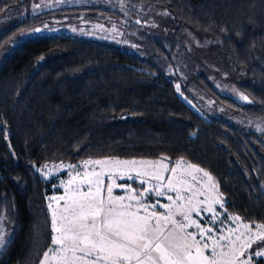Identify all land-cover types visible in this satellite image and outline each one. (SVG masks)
Returning a JSON list of instances; mask_svg holds the SVG:
<instances>
[{
	"label": "trees",
	"instance_id": "16d2710c",
	"mask_svg": "<svg viewBox=\"0 0 264 264\" xmlns=\"http://www.w3.org/2000/svg\"><path fill=\"white\" fill-rule=\"evenodd\" d=\"M35 1L0 0V17L23 13L0 33V53L18 40L0 59V264H40L52 246L48 198L61 193L59 178L37 172L50 162L182 159L213 177L228 215L264 224V0H97L50 11ZM155 11L173 32L145 29ZM106 16L123 23L130 47L49 31ZM183 29L210 42L247 103L194 72ZM191 89L223 114L202 110Z\"/></svg>",
	"mask_w": 264,
	"mask_h": 264
},
{
	"label": "snow or ice",
	"instance_id": "6c2138e0",
	"mask_svg": "<svg viewBox=\"0 0 264 264\" xmlns=\"http://www.w3.org/2000/svg\"><path fill=\"white\" fill-rule=\"evenodd\" d=\"M176 87L179 91V85ZM168 159L87 160L81 165L82 175L69 173L72 178L67 184L62 181L65 194L52 198L57 202L56 209L53 210L52 203L48 205L54 247L44 252L40 264H237L253 242L264 240V224H257L253 231L249 224L241 222L228 230V236H207L211 248L206 255L205 250L210 246L205 238L213 230L201 227L193 219V213L199 217L202 211L208 212L215 220L218 213L213 205L223 208L224 202L207 171L182 159L170 166ZM196 173L202 176L198 178ZM117 176H127L148 186L137 192L130 185L116 184ZM105 178L112 182L106 183ZM117 187L125 189L127 195L114 196L113 189ZM152 192L157 197L166 196L170 203L160 204L159 200L155 204L146 203V195ZM172 192L175 197L167 195ZM212 192L217 194L213 196ZM199 196L204 199L200 200ZM60 201L64 202L62 206ZM157 205L164 213L155 210ZM229 219L241 221L239 216ZM192 227L196 228L195 232L188 231ZM6 243L0 227V249ZM251 255L264 256V250L255 251L240 264H251Z\"/></svg>",
	"mask_w": 264,
	"mask_h": 264
},
{
	"label": "rangeland",
	"instance_id": "374dc122",
	"mask_svg": "<svg viewBox=\"0 0 264 264\" xmlns=\"http://www.w3.org/2000/svg\"><path fill=\"white\" fill-rule=\"evenodd\" d=\"M35 2H36L35 7H37L41 11H50V10L64 9L68 7H80L84 5L89 6V5L98 4L97 0H36ZM22 15L23 13H20L19 15L18 14L12 15V13L3 14L0 17V33L4 32L6 29H9L16 22V20L19 19L20 16ZM163 18H164V14L158 11L152 12L150 16L146 18L147 20H145V24H144L145 29L154 30L163 34L173 32L166 26V21ZM123 28L124 26L122 22H120L115 18L106 16L103 18L102 21H95V22L83 18H75L70 23L64 22L61 24H56L55 27H53L49 31L61 35L74 36V37L75 36L87 37L104 43H109L122 47L123 46L130 47L129 40L127 36H125V32ZM41 32L45 33L46 31L40 30L39 33ZM181 34H182V44L187 54L190 56L192 61H194V72L196 74H201L202 76H204V78L209 82V84L218 94L225 95L241 105L247 103L248 100L241 99V97L244 95L234 85V81H237V79L235 78L233 73L226 68L224 63L221 61L220 57L214 52L210 42L207 40L198 39L188 29H183ZM19 36L23 38H27L30 36V32L21 33ZM17 42H18L17 37L12 38L9 41V43L4 46V52H7L8 50L12 49L17 44ZM4 52L0 53V59L4 56ZM190 95L202 110L215 115L223 114L224 109H222L219 105H217L211 98H209L202 91L191 89ZM228 119L230 123L235 126L238 127L243 126V124L240 121L230 116L228 117ZM87 160H104V159H87ZM135 160H141V159H135ZM152 161H156V160H152ZM176 161L172 162L171 160H167L166 162L170 166H175ZM83 162L75 165L76 167L72 169H69L67 167H55L59 165H64V166L69 165L64 162H50L37 168V172L45 178H52V177L59 178L58 188L61 190V193L54 194L48 198V205L49 203H52L53 210L56 209L57 202L52 198L60 197L65 194V189L64 186H62V181L64 182L65 185L67 184L68 180L72 178L69 175V173H72V175L74 176L77 172H80L82 175L84 169L81 167V165L83 164ZM185 163L189 164L187 162ZM45 165H47V167H45ZM91 167L98 168L99 166H89V168ZM132 175L134 176V173ZM195 175H197L198 178L202 176L201 173H196ZM114 179L116 184L130 185L131 188L135 189L137 192L143 190L148 186L147 184H140L138 180L134 182L132 179H128L127 176H125L124 178H120L119 176H117ZM186 179L191 180L190 177H187ZM204 179L206 180V178ZM105 182L111 183L112 181H109L107 180V178H105ZM152 183H155V181H152ZM210 194L215 196L217 192H212ZM113 195L125 196L127 195V192L125 189L117 187L113 189ZM167 195H172L173 197H175L174 192L167 193ZM184 195H188V193H184ZM199 199L203 200L204 197L199 196ZM157 200H159L160 204L170 203V201L166 199V196L157 197L154 192L148 193L145 197V202L148 204H155ZM59 203L62 206L64 202L60 201ZM213 207L218 213L215 220H213L212 214L208 212L202 211L199 217H197L196 214L193 213V219H196L198 223L201 225V227L203 228L210 227L213 230V232L208 233L205 238L206 242H208L210 246L208 250H205L206 255L210 254V248H211V241L207 240V236H211L213 234H215L216 237L220 235L228 236L229 229L236 228L237 225L241 222L245 223L243 221L234 222L231 219H229V217H234V216L228 215L225 212L224 208H221L219 204H215L213 205ZM48 210L51 215V210L49 209V207ZM155 210L159 213H164L165 211L159 205H157ZM177 219H180V217H177ZM250 226L254 231L255 226L252 225ZM188 231L195 232L196 228L195 227L189 228ZM240 231H244V229L241 228ZM234 238L235 236L233 235V239ZM197 239L198 240L200 239L199 235H197ZM257 250H264V240L253 242L251 248L246 249L244 255L240 257V261L247 259L250 254L254 253ZM260 259L264 260V256L257 257L255 255H251V264H259L258 261ZM240 261H237V264H240ZM52 264H55V262H52Z\"/></svg>",
	"mask_w": 264,
	"mask_h": 264
}]
</instances>
